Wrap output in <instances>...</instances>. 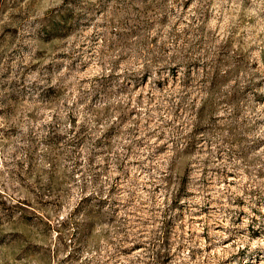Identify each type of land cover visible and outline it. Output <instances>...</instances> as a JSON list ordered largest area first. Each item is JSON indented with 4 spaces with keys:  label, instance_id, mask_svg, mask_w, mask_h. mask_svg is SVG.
I'll return each instance as SVG.
<instances>
[{
    "label": "rangeland",
    "instance_id": "rangeland-1",
    "mask_svg": "<svg viewBox=\"0 0 264 264\" xmlns=\"http://www.w3.org/2000/svg\"><path fill=\"white\" fill-rule=\"evenodd\" d=\"M0 264H264V0H0Z\"/></svg>",
    "mask_w": 264,
    "mask_h": 264
}]
</instances>
